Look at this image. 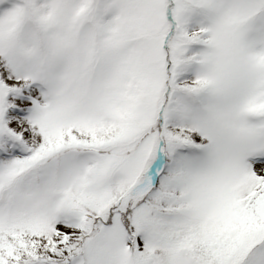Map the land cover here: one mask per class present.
I'll return each mask as SVG.
<instances>
[{
  "label": "snow or ice",
  "instance_id": "snow-or-ice-1",
  "mask_svg": "<svg viewBox=\"0 0 264 264\" xmlns=\"http://www.w3.org/2000/svg\"><path fill=\"white\" fill-rule=\"evenodd\" d=\"M0 264H264V0H0Z\"/></svg>",
  "mask_w": 264,
  "mask_h": 264
}]
</instances>
